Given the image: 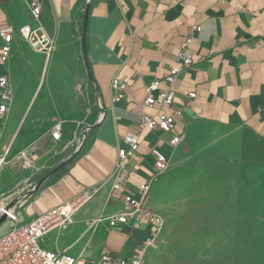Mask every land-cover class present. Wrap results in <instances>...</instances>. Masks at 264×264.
<instances>
[{
	"label": "crops",
	"instance_id": "crops-1",
	"mask_svg": "<svg viewBox=\"0 0 264 264\" xmlns=\"http://www.w3.org/2000/svg\"><path fill=\"white\" fill-rule=\"evenodd\" d=\"M34 2L41 5L39 21L31 18ZM27 24L42 27L53 40L50 56L20 37ZM4 25L17 35L9 61L0 59V76L7 74L12 90L0 136V157L7 160L0 168V199L24 197L76 151L84 129L99 123L87 130L78 155L16 207L26 223L97 189L68 226L50 231L45 249L82 255L86 264H99L103 251L131 257L149 224L88 222L120 212L124 195L138 198L140 185L151 181L146 206L164 218V228L142 264H264V0H0ZM188 36L195 62L174 85L183 115L172 133L141 136L126 183L112 191L125 134L136 130L143 113L159 112L144 104L145 86L178 65ZM3 43L0 37V49ZM114 77L127 84L119 101ZM57 121L63 130L54 143L48 130ZM173 134L183 137L177 146L169 143ZM34 142L38 169L12 161ZM155 148L168 157L169 168L151 180ZM181 209L188 219L178 214Z\"/></svg>",
	"mask_w": 264,
	"mask_h": 264
},
{
	"label": "built area",
	"instance_id": "built-area-1",
	"mask_svg": "<svg viewBox=\"0 0 264 264\" xmlns=\"http://www.w3.org/2000/svg\"><path fill=\"white\" fill-rule=\"evenodd\" d=\"M31 18L39 21L41 14L40 3L34 2L30 6ZM194 31H201L200 25L193 26ZM18 33L35 52L45 53L50 56L54 42L42 27H32L27 24L22 26ZM17 31L12 25L0 27V37L3 45L0 49V59L7 63L11 57L12 45L16 39ZM192 36L186 37L180 50L177 52L178 65L171 67L161 79H155L145 86L146 99L144 104L150 107H158L159 112L156 115L143 113L138 121L135 131L127 132L124 136L126 147L118 149V159L115 164V170L112 177V191L121 190L127 181L128 163L139 149L141 136L147 131H163L172 133L177 124V118L183 115L182 106L176 105V90L174 88L178 76L194 64V57L190 51ZM164 82L166 88H162ZM111 87L116 91V101L124 97L127 88L126 82L119 77H114L111 81ZM77 91H83V85L77 86ZM191 98L196 96L195 92L189 94ZM12 103V90L9 85L7 74L0 76V136L3 131L5 117ZM171 107L172 112L167 113L164 107ZM88 130V128H86ZM63 130L62 121H57L48 130L52 142L57 143L61 140ZM183 137L173 134L169 143L171 146H177ZM39 146L36 142L22 149L12 159L14 163H20L27 169H38L37 152ZM155 158V174L151 180H155L158 175L164 173L169 168V159L158 149H153ZM7 162L6 157H0V168ZM151 181L140 185V196L138 198L132 195H124L122 210L112 215H100L96 219L89 221L90 227L100 222L107 221L110 227L125 225L133 220L137 224L147 223L150 225V231L140 246L134 249L129 258L117 257L107 251H103L99 264H142L149 248L155 247L157 240L164 228V218L153 209L146 206V200L149 196ZM97 192V189H88L81 195L69 200L49 211L41 214L33 220L21 223L16 214L17 205L8 211L9 227L0 236V264H86L85 258L80 255L74 257L63 252L47 250L43 247L44 242L50 231L55 227L64 228L68 226L77 213V211L86 204ZM20 197V196H19ZM17 197V198H19ZM11 199H0V215L5 211ZM22 204V202L20 203ZM19 204V205H20Z\"/></svg>",
	"mask_w": 264,
	"mask_h": 264
},
{
	"label": "water",
	"instance_id": "water-1",
	"mask_svg": "<svg viewBox=\"0 0 264 264\" xmlns=\"http://www.w3.org/2000/svg\"><path fill=\"white\" fill-rule=\"evenodd\" d=\"M89 7H90V4L88 3L86 5V9H85V13H84L83 53H84L85 58L87 56V48H86V44H85V32H86V25H87L88 14H89ZM86 64H87V68L89 70V65H88L87 60H86ZM103 118H104V113H103V115H102V117L100 119V122L103 120ZM98 126H99V123L93 125L92 127L90 126L88 129L96 128ZM83 135H84L83 142L78 146V148L76 149V151L68 159L64 160L62 163H60L59 165H57L51 171H49L48 173H46L39 180V182L37 183V185L32 190H30L29 192H27L24 195V197H19L15 201H12L10 204H8V206L6 207L5 211L0 215V226L7 221V219H8V211L11 210V208H13V206L20 204L23 201V198H25L26 196H28V195L36 192L40 188L41 184L44 182L45 179H47L49 176L53 175L57 171L63 169L65 166H67L78 155V153L80 152V150L82 149V147L85 144V139H86V136H87V129H84L83 130Z\"/></svg>",
	"mask_w": 264,
	"mask_h": 264
},
{
	"label": "rangeland",
	"instance_id": "rangeland-1",
	"mask_svg": "<svg viewBox=\"0 0 264 264\" xmlns=\"http://www.w3.org/2000/svg\"><path fill=\"white\" fill-rule=\"evenodd\" d=\"M48 68V62L46 63V69ZM26 175L27 174H25L24 176L26 177ZM9 182H11V181H9ZM13 183H15V181H12ZM96 194V193H95ZM94 194V195H95ZM183 212H188L187 210L185 211V209H181V210H178V214L179 215H181V216H186L187 217V215H185V214H183ZM185 217V218H186ZM187 219H188V217H187ZM8 223H9V221L7 220L5 223H3L1 226H0V236L5 232V227H7L8 226Z\"/></svg>",
	"mask_w": 264,
	"mask_h": 264
}]
</instances>
